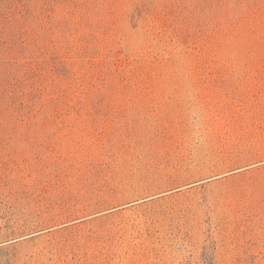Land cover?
<instances>
[{"label": "rangeland", "instance_id": "1", "mask_svg": "<svg viewBox=\"0 0 264 264\" xmlns=\"http://www.w3.org/2000/svg\"><path fill=\"white\" fill-rule=\"evenodd\" d=\"M0 264H264V0H0Z\"/></svg>", "mask_w": 264, "mask_h": 264}]
</instances>
